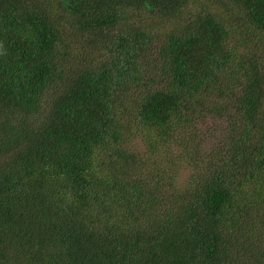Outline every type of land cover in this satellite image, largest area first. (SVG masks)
Listing matches in <instances>:
<instances>
[{"label": "trees", "instance_id": "16d2710c", "mask_svg": "<svg viewBox=\"0 0 264 264\" xmlns=\"http://www.w3.org/2000/svg\"><path fill=\"white\" fill-rule=\"evenodd\" d=\"M0 264H264V0H0Z\"/></svg>", "mask_w": 264, "mask_h": 264}, {"label": "rangeland", "instance_id": "374dc122", "mask_svg": "<svg viewBox=\"0 0 264 264\" xmlns=\"http://www.w3.org/2000/svg\"><path fill=\"white\" fill-rule=\"evenodd\" d=\"M187 173H188L187 169H183V170H181L180 177H181V179L183 180V182H185V179H186Z\"/></svg>", "mask_w": 264, "mask_h": 264}]
</instances>
